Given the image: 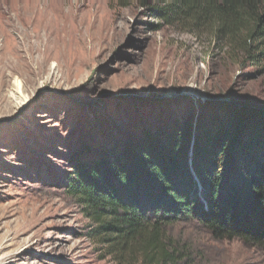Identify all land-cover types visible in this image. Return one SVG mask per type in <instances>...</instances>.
Masks as SVG:
<instances>
[{
    "label": "rangeland",
    "instance_id": "374dc122",
    "mask_svg": "<svg viewBox=\"0 0 264 264\" xmlns=\"http://www.w3.org/2000/svg\"><path fill=\"white\" fill-rule=\"evenodd\" d=\"M164 2L0 0V264H114L66 191L73 163L228 106L264 107L262 67L158 17ZM172 235L202 264H264V244L214 240L195 221Z\"/></svg>",
    "mask_w": 264,
    "mask_h": 264
},
{
    "label": "trees",
    "instance_id": "16d2710c",
    "mask_svg": "<svg viewBox=\"0 0 264 264\" xmlns=\"http://www.w3.org/2000/svg\"><path fill=\"white\" fill-rule=\"evenodd\" d=\"M165 1L150 8L158 17L209 33L235 64L264 70V0ZM228 108L194 127L187 120L143 131L73 163L66 191L103 259L202 264L194 245L172 235L181 220L214 240L264 244V107Z\"/></svg>",
    "mask_w": 264,
    "mask_h": 264
}]
</instances>
